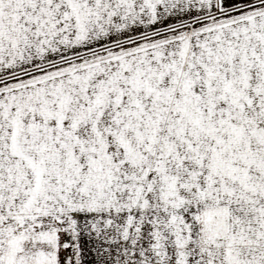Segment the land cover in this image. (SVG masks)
<instances>
[{
    "label": "snow or ice",
    "instance_id": "obj_1",
    "mask_svg": "<svg viewBox=\"0 0 264 264\" xmlns=\"http://www.w3.org/2000/svg\"><path fill=\"white\" fill-rule=\"evenodd\" d=\"M0 264H264V0H0Z\"/></svg>",
    "mask_w": 264,
    "mask_h": 264
}]
</instances>
